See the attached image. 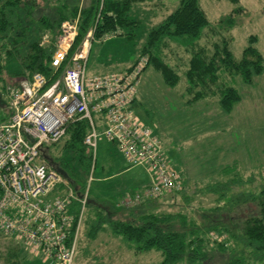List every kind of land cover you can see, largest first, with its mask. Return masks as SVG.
Instances as JSON below:
<instances>
[{"label":"trees","instance_id":"obj_1","mask_svg":"<svg viewBox=\"0 0 264 264\" xmlns=\"http://www.w3.org/2000/svg\"><path fill=\"white\" fill-rule=\"evenodd\" d=\"M82 1L0 0V123L10 114L8 87H18L22 80L36 72L51 77L49 61L62 22L79 14L72 53L91 28L94 40L115 34L134 24L127 18V12L136 4L152 0ZM230 1L238 3V0ZM243 11V7L237 6L218 23L219 29L234 26L233 16ZM207 26L209 22L199 0H179L177 9L149 30L140 56L148 60L144 70L153 67L166 85L174 87L181 77L178 66L166 60L165 52L173 54L181 48L187 55L183 71L186 102L194 104L211 98L228 114L241 100L231 81L240 76L245 84L251 85L254 77L264 74V56L253 45L256 38L251 36L250 45L236 59L224 38L220 43L205 40L203 29ZM89 131L87 120L75 121L68 125L64 137L48 148L49 152L51 147L62 143L61 152L54 156L49 153V156L79 197L87 188L92 169L91 151L83 144ZM129 167L142 168L146 173L143 167ZM170 167L177 175L176 188L154 198H142L130 204L124 202L117 207L108 200H92L88 190L86 208L93 207L92 218L96 223L91 235L106 225L113 235L121 236L137 251L160 252L162 259L158 264H264V185L244 191L245 181L239 180L230 171L231 167L221 168L216 182L204 187L205 192L216 195L214 205L201 208L199 219L195 220L184 212H165L161 205L152 202L159 198L171 199L183 189V177ZM149 183L148 178L144 188L130 197L142 193ZM63 189L58 185L53 195L61 194ZM78 207L76 201L70 206L74 218ZM210 234L223 237V242L211 238ZM72 237L73 233L69 239ZM212 242L214 245L210 246ZM21 249L16 243L10 247L6 257L8 264H18ZM216 257L220 263H215Z\"/></svg>","mask_w":264,"mask_h":264},{"label":"rangeland","instance_id":"obj_2","mask_svg":"<svg viewBox=\"0 0 264 264\" xmlns=\"http://www.w3.org/2000/svg\"><path fill=\"white\" fill-rule=\"evenodd\" d=\"M178 5L179 0L136 4L126 15L134 24L92 42L87 75L122 73L131 67L140 57L149 30L173 13ZM199 5L209 22L203 29L205 40L220 43L224 38L233 56L239 59L243 49L250 45L249 38L254 36L253 45L264 56V0H238L237 4L230 0H199ZM237 6L244 11L233 16L234 26L219 29L218 23ZM165 54L169 63L178 66L180 81L174 87L168 86L160 73L147 67L139 77L132 108L158 136L167 164L174 167L185 182L181 192L171 199L159 198L152 202L161 205L165 212H184L197 220L201 208L214 205L216 195L205 192L204 187L216 182L221 168L231 167L230 171L245 181L244 191L264 185V74L254 77L251 85L245 84L240 76L231 81L241 100L227 114L211 98L187 103L183 77L187 55L181 48L173 54L166 50ZM94 118L97 123L98 117L94 115ZM61 147L60 142L51 147L49 153L57 155ZM146 183L148 178L142 168H130L114 146L104 138L98 139L95 163L86 182L92 200H108L120 207ZM92 215L93 207L88 206L77 235L72 264H158L161 261L160 252L137 251L121 236L113 235L106 225L91 235L96 224ZM210 237L223 242L221 236L210 234ZM15 243L0 234V264H8L7 253ZM213 245L212 242L210 246ZM18 256V264H50L42 252L31 247L23 246ZM215 263H220L218 257Z\"/></svg>","mask_w":264,"mask_h":264},{"label":"built area","instance_id":"obj_3","mask_svg":"<svg viewBox=\"0 0 264 264\" xmlns=\"http://www.w3.org/2000/svg\"><path fill=\"white\" fill-rule=\"evenodd\" d=\"M78 25L79 14L61 23L49 61L50 78L36 72L18 87H8L10 114L0 123V233L42 252L50 264H72L88 198V189L77 196L41 156L40 149L58 143L69 124L87 120L90 131L83 144L91 151L92 167L98 139L104 138L129 166L145 169L149 186L125 203L154 198L177 186L160 139L132 108L147 57L140 56L122 73L90 77L86 68L93 29L71 53ZM58 185L63 192L53 195ZM73 201L79 203L76 218Z\"/></svg>","mask_w":264,"mask_h":264},{"label":"water","instance_id":"obj_4","mask_svg":"<svg viewBox=\"0 0 264 264\" xmlns=\"http://www.w3.org/2000/svg\"><path fill=\"white\" fill-rule=\"evenodd\" d=\"M40 152H41V156L43 157V159L45 161H47V163L49 164V166L51 168L55 169L58 173H60L65 178L64 173L61 170H59L57 168V166L53 163L51 157L49 156L48 149L47 148L46 149H40Z\"/></svg>","mask_w":264,"mask_h":264},{"label":"crops","instance_id":"obj_5","mask_svg":"<svg viewBox=\"0 0 264 264\" xmlns=\"http://www.w3.org/2000/svg\"><path fill=\"white\" fill-rule=\"evenodd\" d=\"M149 2V1H148ZM89 53H90V51H89ZM87 62H88V59H87ZM138 92V91H137ZM134 104V103H133ZM133 106V105H132ZM109 144H111V146H114L112 143H110L109 142ZM114 148H116L115 146H114ZM20 245V244H19ZM21 247H23V246H21Z\"/></svg>","mask_w":264,"mask_h":264}]
</instances>
